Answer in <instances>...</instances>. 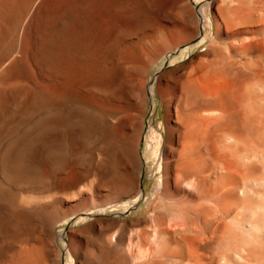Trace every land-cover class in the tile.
<instances>
[{"label": "bare ground", "instance_id": "6f19581e", "mask_svg": "<svg viewBox=\"0 0 264 264\" xmlns=\"http://www.w3.org/2000/svg\"><path fill=\"white\" fill-rule=\"evenodd\" d=\"M78 1L0 0V264L56 262L40 230L66 217L81 264H264V0H201L202 38L190 0H81L71 21ZM151 93L159 186L120 218Z\"/></svg>", "mask_w": 264, "mask_h": 264}, {"label": "rangeland", "instance_id": "374dc122", "mask_svg": "<svg viewBox=\"0 0 264 264\" xmlns=\"http://www.w3.org/2000/svg\"><path fill=\"white\" fill-rule=\"evenodd\" d=\"M79 4H75L72 9L70 8L69 11V19L74 21L76 18L79 17L83 7L85 4L81 3V0L78 1ZM192 3V7L195 8L197 14L201 18L202 21H205L204 25L202 23L201 35L202 38L205 33L208 32V19L205 12L206 4L208 1L202 3L201 0H190ZM82 6V7H81ZM76 9V10H75ZM81 9V11H80ZM73 11V12H71ZM73 13V14H72ZM75 13V14H74ZM74 15V18L71 17ZM194 45H190L181 52H177L173 55L170 60L167 58L157 67L153 68L150 72L147 80V86L149 88L150 85L154 84L156 76H158L164 69L172 68L175 65L184 63L189 57L194 54ZM175 60V62H172ZM165 110L163 107L162 102L158 100L156 94L151 93L150 97H148V102L146 105L145 113H144V126H143V134L144 139L142 140V145L140 146V154L142 159V173H141V192L137 201L134 203H130L127 205L126 208H113V212L118 214L120 218H131L135 216H139L142 214L141 211L137 212L138 209L142 208L145 210L146 206L151 203V201L155 198L157 193V189L159 186L160 181V160L158 156L150 157V146L148 145V141L146 140V136L149 137L151 131H155L159 134H162L164 131V120H165ZM161 149V148H159ZM148 152V153H147ZM140 202V203H137ZM147 204V205H145ZM111 214L114 213L111 211ZM67 219L62 223H58L56 225H48L45 228L43 227L40 232L42 236H44L47 240L51 241L53 244V251L56 253V262L54 261L53 264H81L82 261V251H76V257L72 253L70 249V242H71V234L76 235L80 239V230L84 224V222H76L74 218L66 217ZM64 219V218H61ZM90 219V218H89ZM48 229V230H47ZM79 245V244H78ZM67 255L72 259L70 260L67 258Z\"/></svg>", "mask_w": 264, "mask_h": 264}]
</instances>
